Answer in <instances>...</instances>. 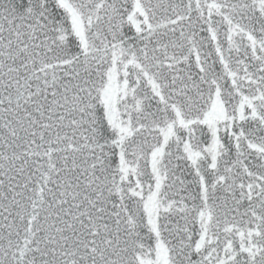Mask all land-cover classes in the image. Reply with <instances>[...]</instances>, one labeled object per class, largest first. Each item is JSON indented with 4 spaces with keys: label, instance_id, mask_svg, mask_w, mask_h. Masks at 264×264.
<instances>
[{
    "label": "snow or ice",
    "instance_id": "6c2138e0",
    "mask_svg": "<svg viewBox=\"0 0 264 264\" xmlns=\"http://www.w3.org/2000/svg\"><path fill=\"white\" fill-rule=\"evenodd\" d=\"M0 264H264V0H0Z\"/></svg>",
    "mask_w": 264,
    "mask_h": 264
}]
</instances>
